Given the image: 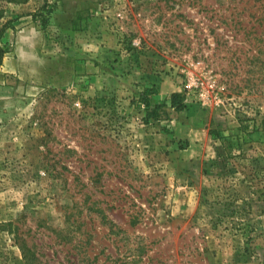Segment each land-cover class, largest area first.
<instances>
[{"label":"rangeland","instance_id":"obj_1","mask_svg":"<svg viewBox=\"0 0 264 264\" xmlns=\"http://www.w3.org/2000/svg\"><path fill=\"white\" fill-rule=\"evenodd\" d=\"M45 2L0 0V264H264V0Z\"/></svg>","mask_w":264,"mask_h":264},{"label":"trees","instance_id":"obj_2","mask_svg":"<svg viewBox=\"0 0 264 264\" xmlns=\"http://www.w3.org/2000/svg\"><path fill=\"white\" fill-rule=\"evenodd\" d=\"M44 6L32 14L34 20H38L39 17H44L43 12L48 9L49 0H45ZM44 19V18H43ZM44 21V20H43ZM44 23V22H43ZM157 94V90L154 88H146L140 95V102L144 106L146 116L145 121L149 122L151 119L154 121H161L164 117L167 119L170 117V112L168 109H173L177 112L183 111L187 108L185 103V99L179 93H174L170 97V104L167 102L163 103H154L152 101V96ZM223 141L226 151L231 154L234 144L229 139H226L222 136V134L217 132Z\"/></svg>","mask_w":264,"mask_h":264}]
</instances>
